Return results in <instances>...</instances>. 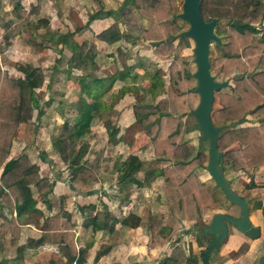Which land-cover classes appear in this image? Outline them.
<instances>
[{
  "label": "trees",
  "instance_id": "16d2710c",
  "mask_svg": "<svg viewBox=\"0 0 264 264\" xmlns=\"http://www.w3.org/2000/svg\"><path fill=\"white\" fill-rule=\"evenodd\" d=\"M38 1L36 6L29 5L27 10L18 4L13 6L9 12L10 19L0 26V54L8 49L13 36L28 23V16L38 11ZM177 7L176 0H123L117 10L103 13L113 19V23L94 37L97 41L112 45L120 41H132L130 33L135 32L149 42L153 57L169 62L165 97L153 106L131 107L134 122L145 127L142 134L150 141L153 159L159 167L156 173L162 179L161 192L168 212L163 222L154 216L149 217V248L165 245L184 221L196 223L213 204V194L209 188L192 173L195 168L205 169V151L201 149L200 142L195 148L181 137L184 129L182 118L190 117L189 112L193 109L189 92L194 87L190 88L192 73L187 58L182 54L189 48L191 41L178 37L183 29L179 20L171 19ZM137 12L150 21L147 28L140 25ZM199 12L203 21L214 19L217 22L214 34L220 44L214 46L222 52L209 60L210 69H217L223 77L231 78L229 91L214 94L216 107L210 115L213 126L221 129L216 142V150L220 154L219 171L247 173L264 168V122L241 126L245 117L264 116V50L252 44L259 23L264 18V0H200ZM95 18L98 17L92 15L88 20ZM119 24L124 27V31H120ZM71 39L69 33L56 35V43L70 51L68 68H87L90 66L89 61L94 60V46L83 42L80 45L71 44L70 48ZM51 40L50 36L48 41ZM16 71L20 74L19 78L0 70V210L11 209L15 215L2 220L0 231L9 232L13 238L19 231L18 218L26 213H35L32 190L41 197L51 194V184L46 178L37 175V166L30 163L26 152L35 140L38 117L41 115L40 98L35 91L42 87L43 72L27 63L16 66ZM118 75L106 78L110 83L107 89ZM77 109L86 116L83 122L76 128L67 121L63 122L49 135V142L66 169L69 186L77 191H85L99 175L102 154L95 153L92 159H85L88 145L83 135L88 129L90 110L80 100ZM33 111H36L35 121H32ZM16 138L24 143V152L15 159L6 160L11 143ZM140 167L141 161L137 157H128L116 168V186L126 187ZM149 174L153 176L152 171ZM78 209L79 212L88 210L82 207ZM260 210L264 215V209ZM107 217L104 214V219ZM29 222L38 227L40 237L34 241L27 240L26 248L35 249L52 244L65 264L84 262L85 249L75 250L73 246L75 232L69 214L58 210L54 215L43 218L39 226L34 220L30 219ZM120 223L134 229L139 225V218L128 215ZM83 226H87V223H83ZM247 247L245 243L238 246L233 257L239 259L246 253ZM203 249L197 256L184 259L181 251L173 247L162 264H202Z\"/></svg>",
  "mask_w": 264,
  "mask_h": 264
},
{
  "label": "crops",
  "instance_id": "0c3cea01",
  "mask_svg": "<svg viewBox=\"0 0 264 264\" xmlns=\"http://www.w3.org/2000/svg\"><path fill=\"white\" fill-rule=\"evenodd\" d=\"M37 1L0 0V26L5 20L10 19L9 12L15 4H18L23 10H27L29 5L36 6ZM38 2V11L28 16V23L20 29L17 35L13 36L10 46L0 56L18 53L17 59L20 60H17L16 66L27 63L32 67L40 68L44 81L41 89L36 90L35 94L41 92L42 98L49 99L51 102L52 100L62 102L61 105L56 106L50 105L49 101L47 104L44 101H39L41 115L38 117V121L40 124L36 128L33 144L26 151L30 163L37 166V175L40 178H46L51 184V194L48 197H41L33 189L32 198L35 201L33 207L35 213H26L18 218L19 231L16 237H11L9 232L1 233L0 231V264H65L52 244L42 245L35 249L26 248L27 240L34 241L40 237L38 227L29 220H34L39 226L43 218L54 215L58 210L70 215V223L75 232L74 249H85L86 252L82 264H162L173 247L181 251L184 259L197 256L213 239L208 233H202L201 230L197 233V230L207 226L213 215L223 213H213L209 217L204 214L196 223L184 221L181 228L172 234L170 242L168 241L161 247L149 248L150 235L144 213L147 214V217L154 216L162 222L168 216L161 192L162 179L156 173L159 167L153 159L150 141L146 135L142 134L146 138L141 136L136 139L134 137L126 139L127 133L131 135V129L135 125L131 107L133 105L153 106L159 99L165 97L168 61H161L153 57L149 42L141 39L135 32L130 33L132 36L130 42L120 41L107 45L105 42L94 39L102 29L113 23V19L104 16L103 13L117 10L123 0H39ZM136 14L140 25L147 28L150 21L140 16L138 12ZM92 15H96L98 18L88 20ZM41 20L46 22L40 23ZM262 22L264 25V18H262ZM119 28L121 32L124 31L121 24H119ZM64 33L72 35L70 48L71 44L80 45L83 42L94 46L95 56L94 60L89 61L90 66L79 70L68 68L67 61L70 51L68 48H61L56 43V35H64ZM50 36L52 40L48 41ZM131 47L135 49V52L133 56H127L130 59L125 60L123 51L129 52ZM260 48L262 47L260 46ZM262 49L264 50V48ZM109 50H111L110 53ZM49 57L52 64L47 67ZM8 58H6L7 61H9ZM123 60H125V66H122L124 65ZM54 64L56 65L54 66ZM165 66H167L166 69ZM47 68L49 72L46 71ZM2 70L6 71V68ZM47 73L52 74L54 81L64 83L68 89L59 90L55 97H52L49 92H43L44 86L49 87L51 84ZM60 74H64V81ZM117 74L119 75L115 77L111 89L106 90L109 97L115 96V100L117 99L114 106L99 107L97 104L100 101L103 105L106 103V94L100 95L103 98L98 99L100 96L89 91L86 93L89 90L86 81L80 90L83 93L81 96L85 99L90 110L101 109V115L97 117L100 111L98 110L95 114L96 119L90 121L88 129L83 135L84 141L88 144V153L85 159H92L91 155L100 151L102 158L98 169L99 175L92 187L85 191L74 190L69 186L67 177L65 178L67 176L65 167L61 164V168L57 170L56 167L60 161L56 154L53 151L52 154L47 152L51 145L46 137L48 125H44V123L51 120L52 124L56 125L55 129L58 127L57 125H61L65 121L73 126L72 119L76 112L74 107L78 99L75 90L79 88L80 81L91 75L108 79ZM8 75L20 77V75L17 77L9 73ZM66 75L67 77H65ZM148 90H157L161 95L154 99L147 94ZM60 94H63L62 98L59 97ZM134 94L139 97V104L133 102ZM120 95L123 98H120ZM149 97L154 101H151ZM121 99L123 102H120ZM260 118L263 122L264 116H259ZM35 119L36 114L32 121ZM123 130L125 131L124 136L121 135ZM189 144L194 146L193 143ZM194 147L197 148V146ZM24 149V143L19 138L14 139L6 160L15 159L24 152ZM148 153L152 160H150L151 158L146 160ZM40 156L43 159L46 158L45 161L35 160ZM130 156L137 157L141 161V167L134 173L131 183L126 187H118L116 186L118 176L116 168ZM146 162H148L147 166L142 171ZM151 171L153 176L149 174ZM202 172L206 173L201 168L192 170L198 180L204 183L201 180ZM225 173L230 182L225 178ZM223 176L228 181L230 190L235 188L241 192V196H245L246 200H243L246 202L247 211L249 210V221L252 226L257 228L258 237L250 239L228 227L227 237L215 248L208 258V264H262L264 215L260 209H264V168L250 170L247 173L239 171L234 173L226 170ZM204 184L206 185V183ZM248 186L251 187L248 188ZM208 188L210 190V186ZM76 207L88 208V210L78 212ZM213 207L212 204L206 211ZM104 214L108 215L107 219H104ZM0 215V223L3 219L8 220L15 216L13 210L6 208H1ZM128 215L139 218V225L136 228L130 229L121 225L120 221ZM94 219L96 221L92 222ZM83 223H87V226H83ZM199 223H203V225ZM243 243L248 245L247 251L239 259H235L233 254Z\"/></svg>",
  "mask_w": 264,
  "mask_h": 264
},
{
  "label": "water",
  "instance_id": "95a60500",
  "mask_svg": "<svg viewBox=\"0 0 264 264\" xmlns=\"http://www.w3.org/2000/svg\"><path fill=\"white\" fill-rule=\"evenodd\" d=\"M199 4L200 0H181L180 12L171 16L172 20H181L187 24V30L180 31L178 37H185L193 43L191 56H193L192 63L195 70L192 78L195 86L191 92L197 95L198 100L189 115L194 120L200 142L207 144L205 172L215 188L223 193L225 200L237 206L240 213L237 219L226 214H215L208 225L201 229L202 233H208L213 237L203 249L202 264H208L212 249L223 243L227 237L228 227L250 239L258 237V230L249 221L246 202L231 192L223 173L219 171L220 154L216 150V142L221 129L213 126L210 115L213 109L214 94L227 88L228 83L223 80L216 81L210 73L209 47L212 44L219 46L220 40L214 34L216 20L203 21L199 16Z\"/></svg>",
  "mask_w": 264,
  "mask_h": 264
},
{
  "label": "rangeland",
  "instance_id": "374dc122",
  "mask_svg": "<svg viewBox=\"0 0 264 264\" xmlns=\"http://www.w3.org/2000/svg\"><path fill=\"white\" fill-rule=\"evenodd\" d=\"M180 2H181V0H177V5L179 6V7H177V10H176V13H179L180 12ZM175 13V14H176ZM180 22V24H181V29H185V30H187V24L184 22V21H179ZM17 35V34H16ZM0 36H1V33H0ZM252 44L253 45H255L256 47H262V48H264V25H263V22H262V20L260 21V23H259V26H258V29H257V31H256V33L254 34V37H253V40H252ZM192 48H193V44L191 43V42H189V48L187 49V50H185V51H182V54L187 58V60H188V66H189V69H190V72L191 73H193L194 72V70H195V67H194V64L192 63V59H193V56H191V52H192ZM42 49H45V48H42ZM119 51H120V49H118ZM125 50H127V49H125ZM110 51L111 50H109V53H110ZM129 52H124L123 51V54L125 55V60H127V59H130V58H128L127 56H133V54H134V52H135V49H133L132 47L128 50ZM222 51L220 50V49H218L216 46H214L213 44L209 47V52H208V56H209V60L211 61L212 60V58H215V57H217V56H219V54L221 53ZM109 53H108V55H109ZM107 54V53H106ZM8 54H5V55H2V56H0V70H2V69H5L6 68V72H8L10 75H14V76H19L20 74L16 71V65H17V60H20V59H17V57L19 56V54L18 53H16V54H10V56H9V58H8ZM108 57V56H107ZM6 58H8L9 59V61H7V59ZM47 58H48V56H47ZM11 59H13V60H11ZM49 59H50V57H49ZM125 60H123L124 61V65H122V66H125ZM52 64V60L50 59L49 60V63H47V67H49L50 65ZM120 64H122V63H120ZM168 64H169V62H168ZM56 64H54V66H55ZM167 68V66H165V69ZM60 69H61V67H60ZM46 71L47 72H49L48 71V68L46 69ZM61 72V71H60ZM210 73H211V75L212 76H214V78H215V80L216 81H218V82H220V81H226L229 85H230V82H231V78H226V77H223V75L222 74H219L218 73V70L217 69H213V68H211L210 69ZM65 74V73H64ZM64 74H60L61 75V77L63 78L64 77ZM47 77H50V81H51V84H50V82H49V87L48 86H44V89H42V91L43 92H49L50 94H51V96L52 97H55V96H57V94H58V92H59V90H66V89H68V87L67 86H65V84L64 83H61V82H59V81H54V77L52 76V74H49V73H47ZM65 77H67V75L65 76ZM167 78V77H166ZM63 81H64V78H63ZM66 81V80H65ZM84 81H86L87 82V86H88V88H89V90H87L86 91V93L89 91V92H91L92 94H94V95H97V96H100V95H103L104 96V93L106 94V90H110L111 89V87H112V84H111V86L109 87V89H107L108 88V86H109V81H107V79H105V78H99V77H97L96 75H91V76H88L87 77V79H82L81 81H80V86H79V88L78 89H76L75 90V93H76V97L78 98L77 99V103H76V105H75V107H74V110H76V112H74L75 113V116L73 117V119H72V121H73V127H78L80 124H81V122H83V120H84V117H86V116H84L83 115V112L82 113H80L79 111H77L78 109H77V106H78V101L80 100V101H83V102H85L84 100V98L81 96V94H83V93H81L80 92V90H82V88H83V86L85 85V82ZM97 81V82H96ZM153 85H154V83H153ZM65 86V87H64ZM195 86V81L194 80H191L190 81V88L192 89L193 87ZM229 89V86L227 87V88H225V89H221L220 91H223V92H227V91H229L228 90ZM147 94L149 95V96H151L152 98H158V97H160V95H161V93L159 92V91H154V90H148L147 91ZM36 95H38L39 96V98L41 99L40 101H44V103L45 104H47V102L49 101V104L51 105H56V106H59V105H61L62 104V102H59L58 100H52V102H51V100H49V99H45L44 97L42 98L41 96L43 95L41 92H37V94ZM63 95V94H62ZM62 95L60 94L59 95V97H61L62 98ZM189 95H190V97L192 98V103H193V108L195 107V105H196V103H197V100H198V97H197V95H194L192 92H191V90H190V92H189ZM123 96V95H122ZM103 97L102 96H100L98 99H102ZM120 98H123V97H121V95H120ZM152 98H150L149 97V99L151 100V101H154ZM105 99H106V103L103 105L102 104V101H100L97 105H99V107H107V108H109V107H111V106H114V104H115V101L117 100H115V96H113V97H109L107 94H106V97H105ZM47 100V101H46ZM56 102H59V104H56ZM120 102H123V99H121L120 100ZM133 102H135V103H137V104H139L140 103V99H139V97L137 96V95H133ZM86 103V102H85ZM45 104H44V106H45ZM126 105L128 104V102L126 101V103H125ZM86 105L88 106V104L86 103ZM42 106H43V104H42ZM70 107H71V104H70ZM69 107V108H70ZM98 107V108H99ZM216 107V103L214 102L213 103V108H215ZM41 109V108H40ZM88 109H89V106H88ZM90 110V109H89ZM98 110H100L99 111V113L97 114V117H99L100 115H101V109L99 108ZM98 110H90V113H89V116L90 117H88L89 118V123H90V121H92V120H95L96 119V117H95V114H96V112H98ZM36 114V112L35 111H33V115H32V119H33V117H34V115ZM183 119V121H184V129L182 130V135H181V137L186 141V142H189V143H193L194 144V146H199V134H198V131L196 130L197 128L195 127L196 125H195V123H194V120L191 118V117H189V116H186V117H183L182 118ZM70 121H71V118L69 119ZM35 121V120H34ZM41 122V121H40ZM260 122H262V118H252V117H245V122H243L242 124H241V126H249V125H257L258 123H260ZM264 122V121H263ZM53 122L51 121V120H49L47 123H44V125L45 124H47L48 125V127L46 128V132L48 133V135L46 136L47 137V139L49 140V135H51V133H53L54 132V130H55V127H56V125H53L52 124ZM38 124H40L39 123V121H38ZM57 126H60V124L59 125H57ZM57 129V128H56ZM143 129H145V127H140L139 125H137L136 123H135V125H134V127H133V129H131V135L129 134V133H127V137H126V139H128V138H131L132 139V137H134L135 139L136 138H138V137H141V136H144V135H142V131H143ZM46 133V134H47ZM110 133V132H109ZM125 133V131L123 130L122 131V134L121 135H123ZM45 136V135H44ZM124 136V135H123ZM143 138H146L145 136L143 137ZM146 141L148 142V140L146 139ZM48 143H50V142H48ZM88 145V144H87ZM43 147H44V145H43ZM200 147H201V149L203 150V151H205V154H206V149H207V144H206V142H201V144H200ZM148 150V149H147ZM149 151V150H148ZM47 152L49 153V154H52V150H51V148L50 149H47ZM101 152V151H100ZM87 153H88V151H87ZM96 153H99V152H96ZM95 154V153H94ZM94 154L93 155H91V157H93L94 156ZM101 154H102V152H101ZM151 158V159H150ZM46 159V158H45ZM152 160V157H151V155H150V153H148V156L146 157V160ZM35 160L36 161H42V160H44L43 158H41V156L40 157H38V158H35ZM49 160V159H48ZM55 160H57V159H55ZM51 162V161H50ZM57 162V161H56ZM147 163L148 162H146V163H144V166H143V168L141 169L142 171L144 170V168L147 166ZM63 165V164H62ZM63 167V166H62ZM57 170L59 169V168H61V163L59 162L58 163V165H57ZM99 169V168H98ZM203 170V169H202ZM204 171V170H203ZM64 172H62V174H63ZM203 174H202V176H201V180L204 182V183H206V186H210V190H211V192H212V194H213V205H214V207L213 208H211L210 210H208V211H206V213H205V216H207V217H209L210 215H212L213 213H217V212H221V213H223V214H226V215H229V216H231L232 218H235V219H237V218H239V216H240V213H239V211H238V208H237V206H235V205H232V204H230L228 201H226L225 200V198H224V196H223V193H221L220 191H218L216 188H215V186H214V184L211 182V180L210 179H208V178H210V177H208V175L206 174V173H204V172H202ZM65 174V173H64ZM225 175V178L230 182V180H229V178L227 177V174L225 173L224 174ZM67 176H65V178H66ZM208 180V181H207ZM96 181V180H95ZM95 181H93V182H95ZM227 181V182H228ZM93 182H91V184L89 185V187L87 188V190H89L91 187H92V185H93ZM136 182V181H135ZM96 187V186H95ZM97 188V187H96ZM231 191H232V193L234 194V195H236V196H238V197H240L241 196V192H239L238 190H236L235 188H231ZM249 196V195H248ZM241 198L242 199H245L246 200V198H245V196H241ZM78 208H80V207H76V210L79 212V209ZM249 211V210H248ZM148 212V211H147ZM149 213V212H148ZM218 214V213H217ZM144 217H145V219H147V223H148V219H149V216L147 217V214L146 213H144ZM199 224H201V225H203V223H199ZM196 227V226H195ZM210 238V237H209ZM174 241V240H173ZM173 241H172V243H173ZM170 242V241H169ZM171 243V244H172Z\"/></svg>",
  "mask_w": 264,
  "mask_h": 264
}]
</instances>
